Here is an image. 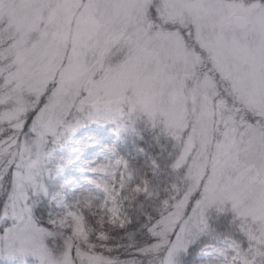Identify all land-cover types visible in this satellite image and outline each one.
I'll use <instances>...</instances> for the list:
<instances>
[{
    "label": "snow or ice",
    "instance_id": "snow-or-ice-1",
    "mask_svg": "<svg viewBox=\"0 0 264 264\" xmlns=\"http://www.w3.org/2000/svg\"><path fill=\"white\" fill-rule=\"evenodd\" d=\"M252 7L264 17V0ZM25 29L0 24L15 56L14 71L0 74V174L11 178L0 180L3 264H183L196 246L202 264H264V229L222 190L209 196L197 182L173 194L174 157L135 85L60 71L59 33ZM89 39L73 44L69 67ZM129 144L143 163L125 153Z\"/></svg>",
    "mask_w": 264,
    "mask_h": 264
},
{
    "label": "rangeland",
    "instance_id": "rangeland-1",
    "mask_svg": "<svg viewBox=\"0 0 264 264\" xmlns=\"http://www.w3.org/2000/svg\"><path fill=\"white\" fill-rule=\"evenodd\" d=\"M254 2L5 0L0 24L25 25L29 38L48 25L62 41L57 69L135 85L133 94L142 93L153 123L179 143L178 162L188 168L189 187L202 182L209 196L222 190L225 204L235 202L248 225L259 230L264 229V17L255 14ZM152 4L156 12H149ZM240 18L246 27L236 25ZM5 35L0 32V41ZM81 37L89 42L69 67ZM14 66L15 56L0 43L1 74ZM6 131L1 127L0 135ZM6 178L0 174V180ZM194 255L191 264L208 259L200 247Z\"/></svg>",
    "mask_w": 264,
    "mask_h": 264
},
{
    "label": "trees",
    "instance_id": "trees-1",
    "mask_svg": "<svg viewBox=\"0 0 264 264\" xmlns=\"http://www.w3.org/2000/svg\"><path fill=\"white\" fill-rule=\"evenodd\" d=\"M1 74V71H0ZM153 126L155 127V129L158 132L159 135V140H160V145L162 147H164L171 156L174 157V159L172 160V171L174 173V179L171 181V185L174 186V193L173 194H178V192L183 191L186 187H189V181L187 180V166H181L179 164V167L176 166L177 162H178V158L180 156V147H179V143L176 142V140L173 138V136H171L167 131L164 130V128L162 127V125H157L155 123H153ZM1 128V127H0ZM5 134H8V132H4L2 133L0 136H3ZM126 154L131 155L132 161L134 163H143V158L142 157H137L136 156V150L131 147V145L129 144V146L127 148L124 149ZM6 179L10 180V177H7ZM8 188H11V184L8 185ZM7 195V192L5 193L4 196H0V208L3 207V202L4 199ZM135 208H139L140 204H136L134 205ZM52 209L50 208L49 211H51ZM46 219V216H45ZM98 227V226H97ZM136 241L131 240L129 238H125L124 243L131 245L132 243H135ZM141 243L143 242L142 240L140 241ZM199 246L193 247L189 250V253L185 256H183V264H191V261L193 259V257L195 256L194 254L196 253L197 249ZM0 264H3L2 261H0ZM16 264H37L35 258L32 257H28L26 260L24 261H18L16 262Z\"/></svg>",
    "mask_w": 264,
    "mask_h": 264
},
{
    "label": "water",
    "instance_id": "water-1",
    "mask_svg": "<svg viewBox=\"0 0 264 264\" xmlns=\"http://www.w3.org/2000/svg\"><path fill=\"white\" fill-rule=\"evenodd\" d=\"M236 24L239 27H245L247 25V23H246L244 18H241V19L237 20Z\"/></svg>",
    "mask_w": 264,
    "mask_h": 264
}]
</instances>
